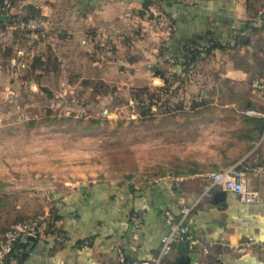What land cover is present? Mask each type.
Instances as JSON below:
<instances>
[{
  "label": "crops",
  "instance_id": "crops-1",
  "mask_svg": "<svg viewBox=\"0 0 264 264\" xmlns=\"http://www.w3.org/2000/svg\"><path fill=\"white\" fill-rule=\"evenodd\" d=\"M263 6L264 0H16L9 7V22H0V104L25 105L31 94L50 89L44 78L61 72L62 58H75L80 52L88 56L95 31L116 53L131 54L135 60L158 59L161 45L189 39L236 44L207 55L220 56L221 61L230 54L253 57L254 40L264 34L257 18ZM30 7L48 20V29L30 32L21 27L16 18L28 15ZM143 8L167 14L172 31L153 33L141 17ZM39 56L54 60L56 68L46 69L44 64L31 69L32 59ZM207 57L202 54L200 59ZM166 69L183 78L195 66L185 72L175 66ZM157 77L166 83L162 75ZM248 102L239 109L234 100L210 103L219 108L214 121L231 123V129L222 132L227 140L185 167L188 172L183 175L160 177L146 185L94 181L52 195L47 225L39 236L24 237L15 245L13 264H130L135 258L150 259L168 232L166 213L178 215L183 205L198 198L211 172L235 164L248 169L247 185L260 201L241 202L234 193L213 189L184 221L192 237L211 244L208 253L177 243L162 264H264V168L252 162L257 159L254 147L248 149L254 143L248 136L256 137L249 117L264 115L246 114ZM205 104V99L197 103ZM135 216L140 218L137 224ZM248 238L257 245L248 251L233 249Z\"/></svg>",
  "mask_w": 264,
  "mask_h": 264
},
{
  "label": "rangeland",
  "instance_id": "rangeland-1",
  "mask_svg": "<svg viewBox=\"0 0 264 264\" xmlns=\"http://www.w3.org/2000/svg\"><path fill=\"white\" fill-rule=\"evenodd\" d=\"M253 44V57L200 59L183 78L167 72L166 57L135 60L93 43L90 56L62 58L61 72L44 78L50 89L25 105L0 104V230L47 215L52 195L75 186L187 173L231 129L214 121L219 108L210 103L249 101L246 111L264 115V95L252 88L264 79V34ZM255 134L248 149L264 168V130Z\"/></svg>",
  "mask_w": 264,
  "mask_h": 264
},
{
  "label": "built area",
  "instance_id": "built-area-1",
  "mask_svg": "<svg viewBox=\"0 0 264 264\" xmlns=\"http://www.w3.org/2000/svg\"><path fill=\"white\" fill-rule=\"evenodd\" d=\"M10 4L9 0H3L0 6V15L5 17L9 15ZM141 17L148 23L151 31L155 34L168 33L172 29V20L166 14L143 8ZM257 18L261 24H264V6L258 10ZM16 20L22 28L30 32L44 31L49 28V22L43 16H35L25 20L18 17ZM91 38L96 45L103 46L106 49L111 48V45L99 31H95ZM252 88L264 93V79H255L252 82ZM245 113L256 116L261 115L253 110ZM247 172L248 169L239 168L236 164L211 172L208 175V182L202 186L198 198L191 205H183L178 215L170 212L166 213L165 222H167L168 232L161 237L157 253L150 259L135 258L130 264H162L177 243H184L190 249L198 247L203 253H208L211 244H206L192 237L184 221L190 211L198 206L202 198L208 197L213 189L234 193L241 202H259V194L247 185ZM48 220L49 215L33 216L7 230L0 231V264H13L12 253L15 245L24 237L39 236L47 225ZM139 221L140 218L135 216L134 222L137 224ZM59 239L62 240V237L60 236ZM256 245L257 242L254 239L248 238L246 241L236 244L233 249L239 252L248 251ZM117 251L119 260L123 262L120 249Z\"/></svg>",
  "mask_w": 264,
  "mask_h": 264
},
{
  "label": "trees",
  "instance_id": "trees-1",
  "mask_svg": "<svg viewBox=\"0 0 264 264\" xmlns=\"http://www.w3.org/2000/svg\"><path fill=\"white\" fill-rule=\"evenodd\" d=\"M11 1V0H10ZM160 1V0H155ZM3 0H0V6L2 5ZM150 2L145 3L148 5ZM29 14L21 17L22 20L39 16V12L33 7L28 8ZM167 15V14H166ZM168 16V15H167ZM172 20V19H171ZM262 28H264V24H262ZM172 29L170 30V32ZM236 44H230V42L218 41V40H206L202 41L200 39H189V40H179L175 41L173 44H164L161 45L159 54L160 56L166 57L165 63L168 66H175L180 68L181 72H185L190 70L195 66V64L200 60V56L209 55L213 50H227L234 48ZM168 54V55H166ZM46 69L56 68V63L54 60H51L47 57L44 60L41 59V56L34 57L31 61L30 68H36L39 65H44ZM164 79V78H163ZM165 80V79H164ZM167 83V81H166ZM44 90V89H40ZM45 91V90H44ZM249 124L252 125V131L257 132V134L262 133L264 130V118L262 117H249ZM256 135V134H255ZM250 141H254L253 136H248ZM58 217L53 215V219L56 220Z\"/></svg>",
  "mask_w": 264,
  "mask_h": 264
},
{
  "label": "water",
  "instance_id": "water-1",
  "mask_svg": "<svg viewBox=\"0 0 264 264\" xmlns=\"http://www.w3.org/2000/svg\"><path fill=\"white\" fill-rule=\"evenodd\" d=\"M0 22L5 23V22H9V20L4 15H0ZM158 74L159 73L156 72V75ZM159 76H161V74H159Z\"/></svg>",
  "mask_w": 264,
  "mask_h": 264
}]
</instances>
